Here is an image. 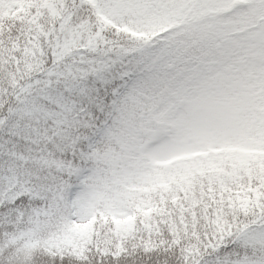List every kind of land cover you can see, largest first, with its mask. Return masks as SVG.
<instances>
[{
    "label": "snow or ice",
    "instance_id": "obj_1",
    "mask_svg": "<svg viewBox=\"0 0 264 264\" xmlns=\"http://www.w3.org/2000/svg\"><path fill=\"white\" fill-rule=\"evenodd\" d=\"M0 264H264V0H0Z\"/></svg>",
    "mask_w": 264,
    "mask_h": 264
}]
</instances>
